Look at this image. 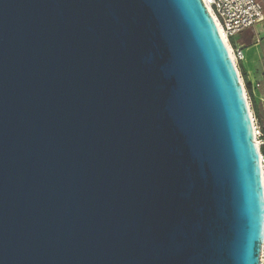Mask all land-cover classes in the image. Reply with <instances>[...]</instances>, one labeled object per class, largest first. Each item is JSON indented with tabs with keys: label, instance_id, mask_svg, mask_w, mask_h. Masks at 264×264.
<instances>
[{
	"label": "water",
	"instance_id": "water-1",
	"mask_svg": "<svg viewBox=\"0 0 264 264\" xmlns=\"http://www.w3.org/2000/svg\"><path fill=\"white\" fill-rule=\"evenodd\" d=\"M247 94L203 0H0V264H262Z\"/></svg>",
	"mask_w": 264,
	"mask_h": 264
},
{
	"label": "built area",
	"instance_id": "built-area-1",
	"mask_svg": "<svg viewBox=\"0 0 264 264\" xmlns=\"http://www.w3.org/2000/svg\"><path fill=\"white\" fill-rule=\"evenodd\" d=\"M203 2L216 20L220 34L227 38L228 50H230L231 57H234V64L238 68L237 63L246 58L245 46L235 45L234 40L239 33L264 22V5L258 0H203ZM260 41L257 39L255 42L260 43ZM251 118L254 125V137L259 147L264 182V129L257 115L252 111ZM263 255L264 244L261 252V256Z\"/></svg>",
	"mask_w": 264,
	"mask_h": 264
},
{
	"label": "rangeland",
	"instance_id": "rangeland-1",
	"mask_svg": "<svg viewBox=\"0 0 264 264\" xmlns=\"http://www.w3.org/2000/svg\"><path fill=\"white\" fill-rule=\"evenodd\" d=\"M256 31L260 36L262 37V41L260 45L253 47V53H252V58H253V63H255L254 70H246L244 65L239 62L237 63L238 65V70L240 71V79L243 82V86L245 88V93L247 94L249 106L251 108V111L256 113V111L253 108V97H257V95H260V91L264 94V22H260L256 24L253 28V31ZM239 36L237 39H239ZM247 39V34L243 35V41ZM246 71V72H244ZM247 77V79H246ZM248 83L251 85V92L248 87ZM264 99V98H263ZM262 99V100H263ZM257 105L259 108L262 110V114L264 115V106L260 102L259 99H257ZM263 102V101H262ZM257 114V113H256ZM259 118V116L257 115ZM264 256V255H263ZM261 256V258L263 257ZM262 262H264V257L262 258Z\"/></svg>",
	"mask_w": 264,
	"mask_h": 264
},
{
	"label": "crops",
	"instance_id": "crops-1",
	"mask_svg": "<svg viewBox=\"0 0 264 264\" xmlns=\"http://www.w3.org/2000/svg\"><path fill=\"white\" fill-rule=\"evenodd\" d=\"M253 28H249L244 30L243 32L239 33V39H237V37L234 40L235 45H244L245 46V54H246V58L244 60L241 61V63L244 65L246 70H254V67L256 66L255 63H253V58H252V53H253V47L260 45L261 41H262V37L260 36V34H258L255 30L253 31ZM247 34V39L243 41V35ZM257 39H260V43H256L255 41ZM246 72V71H244ZM247 79V77H246ZM251 86V85H250ZM251 88V87H250ZM251 92V90H250ZM263 92V91H262ZM261 91L259 92L260 95H257V97H253V108L256 111V115L259 116V122L262 124L263 129H264V115L262 114V110L261 108H259V106L257 105V99L260 100V102L263 104L264 106V94ZM263 99V100H262ZM263 101V102H262Z\"/></svg>",
	"mask_w": 264,
	"mask_h": 264
},
{
	"label": "trees",
	"instance_id": "trees-1",
	"mask_svg": "<svg viewBox=\"0 0 264 264\" xmlns=\"http://www.w3.org/2000/svg\"><path fill=\"white\" fill-rule=\"evenodd\" d=\"M259 2H261L264 5V0H258ZM250 86V84L248 83V87ZM249 89L251 90V88L249 87Z\"/></svg>",
	"mask_w": 264,
	"mask_h": 264
},
{
	"label": "bare ground",
	"instance_id": "bare-ground-1",
	"mask_svg": "<svg viewBox=\"0 0 264 264\" xmlns=\"http://www.w3.org/2000/svg\"><path fill=\"white\" fill-rule=\"evenodd\" d=\"M224 39H225V41L227 42V38L224 36ZM228 44V43H227ZM233 58V62H235V60H234V57H232Z\"/></svg>",
	"mask_w": 264,
	"mask_h": 264
}]
</instances>
